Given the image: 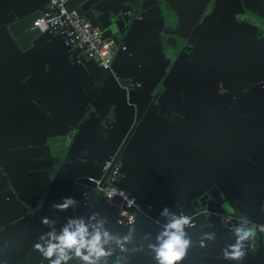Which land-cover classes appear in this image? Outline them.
Instances as JSON below:
<instances>
[{
	"label": "crops",
	"instance_id": "0c3cea01",
	"mask_svg": "<svg viewBox=\"0 0 264 264\" xmlns=\"http://www.w3.org/2000/svg\"><path fill=\"white\" fill-rule=\"evenodd\" d=\"M46 1L0 0V20ZM155 3L162 18L136 23L125 41L111 36L113 69L128 77L132 68L146 75L130 86L109 74L96 90L81 69L80 77L72 74L58 42L21 52L0 31V264H48L33 247L48 231L41 218L55 220L59 229L68 217L83 216L78 205L58 211L51 204L91 192L93 186L76 178L99 175L101 160L110 154L124 160L131 176L123 182L132 191L174 204L218 184L227 194L221 214L264 224V48L239 17L237 0H148L146 7ZM120 43L127 52L119 50ZM93 89L102 98L98 108L107 107L117 120L107 130L91 107L83 110ZM82 151L93 159H80ZM95 202L108 228L128 231L115 222L117 199ZM211 214L189 232L194 243L179 264H264V248L247 261L223 259L221 249L234 242L232 232ZM237 224L244 227L239 219ZM160 225L135 214L134 243L143 250L125 254L129 264H156L147 244ZM251 230L255 249L259 236ZM203 232L216 234L206 247L198 242Z\"/></svg>",
	"mask_w": 264,
	"mask_h": 264
},
{
	"label": "water",
	"instance_id": "95a60500",
	"mask_svg": "<svg viewBox=\"0 0 264 264\" xmlns=\"http://www.w3.org/2000/svg\"><path fill=\"white\" fill-rule=\"evenodd\" d=\"M69 1L72 2L73 6L71 8L66 6L67 9H75L79 14L83 15L92 26L98 27L102 31V34L105 38L110 39H112V35L120 34L122 36V40L125 41L128 32L136 23L149 17L162 18V12L157 3L152 4L150 7H146L148 0H68L67 3ZM47 2L48 0L33 10L25 12H13L6 19L0 20V31L11 38L21 52L40 49L54 41L58 42L61 49L62 60L66 63V65H68V68L72 74L80 77L78 70L81 69L84 72L83 75L85 77H90V81L96 90L100 85H103L107 75L109 74H111L114 79L120 78V84L124 86H130L132 83L143 81L146 75L142 70V77H139V75L135 74V68H132V74H130L129 77L122 72H116L113 69V66L111 71L106 72L94 59H78L76 51L64 43L61 35L49 31L42 33L37 28H32L35 18L38 17L40 10L44 8ZM235 5L238 7L239 14L247 12L248 15L250 14L252 16L249 17V19L252 21V23H249L251 26H249L254 29L257 40L261 42L262 47L264 48V0H237ZM103 31L108 33V35H106ZM191 41L192 40L190 38V42ZM123 44L126 48L124 50L119 48V50L127 52V46L125 43ZM190 48L191 46L187 44L184 47V50L189 51ZM94 89L92 92L88 93L89 100L87 104L84 105L83 110L89 109V107H91L94 110V115L100 119L101 127H104L107 130L113 123L115 124L117 120L108 116L107 111H109V109L107 110V107L103 110L98 108V102H100L102 98L99 99V95L96 91L94 92ZM240 92V90L233 91L230 96L232 99H236ZM55 135L57 134H50V136ZM77 139H79V141H77V144H75L76 148L80 146V139H82V137H78ZM74 142H76V139ZM74 142L70 148L74 146ZM85 149H87L86 146ZM87 155V152L84 153L82 151L79 157L80 159L87 162L93 159L88 158ZM112 155L113 154H110V156ZM110 156H107L101 160L99 167L100 173L102 163ZM121 161V172L123 176L119 179L117 186L124 189L129 194V196L134 197V204L130 208L134 214L141 213L146 217L158 222L159 224L164 223V218L161 217L159 213L165 206H168L170 210L177 213L183 212L185 214H195L196 227L188 229L190 232L202 225H205L208 221V218L212 216L211 212H214L216 215L213 216H216L221 224L229 229L230 224L222 220L220 213V205L227 198V194L218 184H210L206 188L198 189L199 192L197 191L194 194L186 195V197L174 204L162 203L149 198L144 192L132 191L131 187L123 182L124 179H126L127 176H131V174L129 173L128 168H126L124 160L121 159ZM79 170L81 171L80 168ZM100 173L97 176L79 175L76 178V182L85 184L87 186H93V183L88 180V177H98L100 176ZM85 191L87 190H81L79 192L78 206L83 209V216L87 217L91 213L95 212L96 202H94L89 208L84 206L82 193ZM222 194L226 196L225 199L221 197ZM13 196L14 194L11 193L10 199ZM100 199L105 200L108 204H113L115 202H108L104 197H100ZM211 203H213V207H211ZM116 206L117 210L115 222L119 210V206ZM204 208H206L208 212L202 213L201 210ZM254 223L261 224L258 222ZM236 226H238V224ZM125 227L129 228V226ZM258 236L259 246L253 249L250 253L257 252L264 248V233L258 234ZM247 247L248 242H246V249ZM250 253L246 254L243 260L247 261ZM116 258L117 254H114L109 258L108 261L115 262Z\"/></svg>",
	"mask_w": 264,
	"mask_h": 264
},
{
	"label": "clouds",
	"instance_id": "9594fccd",
	"mask_svg": "<svg viewBox=\"0 0 264 264\" xmlns=\"http://www.w3.org/2000/svg\"><path fill=\"white\" fill-rule=\"evenodd\" d=\"M77 205L78 201L74 197L66 196L60 202L54 201L51 207L65 211ZM159 215L164 218V223L160 225L154 242L147 244V249L156 264H179L194 243L188 229L196 227L195 214L177 213L165 206ZM41 222L48 231L38 237L33 247L48 264H108L114 254H117L116 264H129L125 254L143 250L142 246L134 243L135 227L131 218L128 231L123 234L108 228L106 217L100 216L98 212L87 217H68L59 229L56 228V221L48 217H42ZM231 232L230 238L234 242L226 244L221 249V255L225 260H243L246 242L253 237V232L250 228L240 226L233 227ZM150 238L151 233L144 234V239ZM215 239V232H203L199 236V246L206 247L207 241ZM130 244L132 248L128 247Z\"/></svg>",
	"mask_w": 264,
	"mask_h": 264
},
{
	"label": "built area",
	"instance_id": "2783aa9c",
	"mask_svg": "<svg viewBox=\"0 0 264 264\" xmlns=\"http://www.w3.org/2000/svg\"><path fill=\"white\" fill-rule=\"evenodd\" d=\"M68 0H48L38 17L35 18L32 28H37L40 32H53L62 36L64 43L72 47L77 58L94 59L99 66L106 72L112 70V64L115 56V42L110 38H105L98 27L91 23L75 9H67ZM118 48L124 50L126 47L120 43ZM122 161L118 154H113L102 163L101 173L98 177H88L93 183L91 192L82 193L84 206L89 208L98 197H104L108 202L118 200L119 210L116 217V223L123 226H129L130 218L134 222L135 214L130 210L134 204V197L122 188L117 186L119 179L123 176L121 172ZM115 195H112V193ZM226 198L224 194L221 195ZM202 213L208 212L206 208ZM222 220L229 223V228L234 227L233 221L239 219L244 227L253 229L257 234L264 233V224L251 222L247 218L236 214H221ZM256 236L247 241L248 247L246 254L254 249Z\"/></svg>",
	"mask_w": 264,
	"mask_h": 264
},
{
	"label": "flooded vegetation",
	"instance_id": "af4514ba",
	"mask_svg": "<svg viewBox=\"0 0 264 264\" xmlns=\"http://www.w3.org/2000/svg\"><path fill=\"white\" fill-rule=\"evenodd\" d=\"M239 17L242 19V20H244V21H246V22H248V23H252V21L249 19V17H252L250 14L248 15V13L247 12H244V13H241V14H239ZM187 44H185V46H186ZM184 46V47H185ZM261 86L262 87H264V84H261ZM0 175H1V164H0Z\"/></svg>",
	"mask_w": 264,
	"mask_h": 264
}]
</instances>
